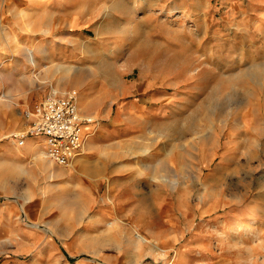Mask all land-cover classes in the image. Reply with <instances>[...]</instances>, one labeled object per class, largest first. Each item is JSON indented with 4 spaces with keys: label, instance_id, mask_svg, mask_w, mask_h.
I'll list each match as a JSON object with an SVG mask.
<instances>
[{
    "label": "rangeland",
    "instance_id": "1",
    "mask_svg": "<svg viewBox=\"0 0 264 264\" xmlns=\"http://www.w3.org/2000/svg\"><path fill=\"white\" fill-rule=\"evenodd\" d=\"M53 89L71 167L3 149ZM0 264H264V0H0Z\"/></svg>",
    "mask_w": 264,
    "mask_h": 264
},
{
    "label": "built area",
    "instance_id": "2",
    "mask_svg": "<svg viewBox=\"0 0 264 264\" xmlns=\"http://www.w3.org/2000/svg\"><path fill=\"white\" fill-rule=\"evenodd\" d=\"M26 129L11 138L24 147L30 138L42 139L47 158L59 166L71 167L85 154L93 117L84 116L75 90L50 91L33 110L25 112Z\"/></svg>",
    "mask_w": 264,
    "mask_h": 264
},
{
    "label": "crops",
    "instance_id": "3",
    "mask_svg": "<svg viewBox=\"0 0 264 264\" xmlns=\"http://www.w3.org/2000/svg\"><path fill=\"white\" fill-rule=\"evenodd\" d=\"M130 90H131L130 87H126L125 89H123V92L126 93V92H129ZM140 109H142V107H140ZM142 118H143V115L142 114L136 115V119L137 120H139V119L141 120ZM37 140H38V143H36V144H39V143L40 144H43L42 139H40V138H30L27 141V143H26V145L24 147H17L16 143L13 141V143L10 142V143H7L6 145H4L3 146V149L5 150L6 153H10V154L11 153H14V154H20L22 156H31V155L32 156H35L36 160L41 161L44 164V166H46L47 164L45 163V161L48 158L44 154L45 149H43V150H35L34 149V143ZM90 145H93V144L90 143ZM40 154H41V156H39ZM10 161L11 160H9V159H6L5 160V162H10Z\"/></svg>",
    "mask_w": 264,
    "mask_h": 264
},
{
    "label": "bare ground",
    "instance_id": "4",
    "mask_svg": "<svg viewBox=\"0 0 264 264\" xmlns=\"http://www.w3.org/2000/svg\"><path fill=\"white\" fill-rule=\"evenodd\" d=\"M30 51H31V50H30ZM31 56H32L31 61L34 63V62H35V59H34L33 54H32ZM44 154H45V152H44ZM39 156H41V154H40ZM45 156H46V154H45ZM46 157H47V156H46Z\"/></svg>",
    "mask_w": 264,
    "mask_h": 264
}]
</instances>
